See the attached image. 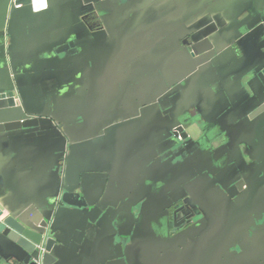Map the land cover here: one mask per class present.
Wrapping results in <instances>:
<instances>
[{
	"label": "crops",
	"instance_id": "0c3cea01",
	"mask_svg": "<svg viewBox=\"0 0 264 264\" xmlns=\"http://www.w3.org/2000/svg\"><path fill=\"white\" fill-rule=\"evenodd\" d=\"M14 1L0 123L39 125L0 133V223L53 212L60 264H264V0Z\"/></svg>",
	"mask_w": 264,
	"mask_h": 264
},
{
	"label": "water",
	"instance_id": "95a60500",
	"mask_svg": "<svg viewBox=\"0 0 264 264\" xmlns=\"http://www.w3.org/2000/svg\"><path fill=\"white\" fill-rule=\"evenodd\" d=\"M31 0H26L30 3ZM21 4L19 0L14 5ZM20 102L14 94H0V109L19 106ZM264 111V104L254 113L256 116ZM39 125L38 117H30L24 121L0 123V133L20 128H29ZM70 196V195H68ZM43 219L36 220L31 214L29 218L9 215L0 223V230L6 231L7 236L20 250V262L18 264H60L59 256L61 245H57L55 239L49 237V224L53 212L44 211Z\"/></svg>",
	"mask_w": 264,
	"mask_h": 264
},
{
	"label": "built area",
	"instance_id": "2783aa9c",
	"mask_svg": "<svg viewBox=\"0 0 264 264\" xmlns=\"http://www.w3.org/2000/svg\"><path fill=\"white\" fill-rule=\"evenodd\" d=\"M20 4H17V6H19Z\"/></svg>",
	"mask_w": 264,
	"mask_h": 264
},
{
	"label": "flooded vegetation",
	"instance_id": "af4514ba",
	"mask_svg": "<svg viewBox=\"0 0 264 264\" xmlns=\"http://www.w3.org/2000/svg\"><path fill=\"white\" fill-rule=\"evenodd\" d=\"M180 131H178V133H179Z\"/></svg>",
	"mask_w": 264,
	"mask_h": 264
}]
</instances>
